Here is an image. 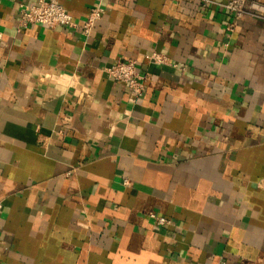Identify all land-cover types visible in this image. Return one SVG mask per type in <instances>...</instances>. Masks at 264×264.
<instances>
[{
    "label": "crops",
    "instance_id": "0c3cea01",
    "mask_svg": "<svg viewBox=\"0 0 264 264\" xmlns=\"http://www.w3.org/2000/svg\"><path fill=\"white\" fill-rule=\"evenodd\" d=\"M36 1L0 0V264H264V18L60 0L106 11L19 29ZM129 58L139 101L106 71Z\"/></svg>",
    "mask_w": 264,
    "mask_h": 264
},
{
    "label": "built area",
    "instance_id": "2783aa9c",
    "mask_svg": "<svg viewBox=\"0 0 264 264\" xmlns=\"http://www.w3.org/2000/svg\"><path fill=\"white\" fill-rule=\"evenodd\" d=\"M201 1L205 4L215 2L224 6L236 19L247 14L264 18V4L256 0ZM19 10V29L27 28L33 24H43L49 27H79L82 33L88 36L102 19L106 8L102 3L93 5L83 21L76 20L60 0H37L35 3H21ZM229 27L231 28V25ZM147 58L150 62L170 64L169 57L160 51L151 52ZM106 71L115 81L127 84L132 89L136 101L142 98L148 76L139 71L136 59H120L109 65ZM124 182L129 184L128 179H125ZM150 216L161 225L172 223L170 218L155 212L150 213Z\"/></svg>",
    "mask_w": 264,
    "mask_h": 264
}]
</instances>
